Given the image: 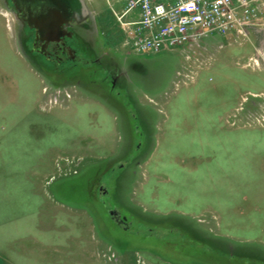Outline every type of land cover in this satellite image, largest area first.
<instances>
[{
	"label": "rangeland",
	"instance_id": "obj_1",
	"mask_svg": "<svg viewBox=\"0 0 264 264\" xmlns=\"http://www.w3.org/2000/svg\"><path fill=\"white\" fill-rule=\"evenodd\" d=\"M107 1L120 11L86 0L96 53L77 47L89 61L106 54L109 73L123 74L115 88L96 62L31 52L0 0V167L7 186L20 184L17 220L31 184L44 208L85 210L69 264H116L111 252L121 264H264V24L208 36L190 58L134 55ZM43 86L75 91L43 108Z\"/></svg>",
	"mask_w": 264,
	"mask_h": 264
},
{
	"label": "built area",
	"instance_id": "obj_2",
	"mask_svg": "<svg viewBox=\"0 0 264 264\" xmlns=\"http://www.w3.org/2000/svg\"><path fill=\"white\" fill-rule=\"evenodd\" d=\"M112 1L121 5L118 12L107 1L108 10L119 26L122 45L134 55L182 48L190 58L196 53L194 47L208 36L246 34L249 28L264 24L256 22L264 19V0ZM73 87L43 86V108L70 101ZM107 257L121 264L113 252Z\"/></svg>",
	"mask_w": 264,
	"mask_h": 264
},
{
	"label": "crops",
	"instance_id": "obj_3",
	"mask_svg": "<svg viewBox=\"0 0 264 264\" xmlns=\"http://www.w3.org/2000/svg\"><path fill=\"white\" fill-rule=\"evenodd\" d=\"M2 171L5 172L0 167V190L5 191L0 193V202H3L0 208V264H20L25 254L34 255V260L38 256L39 262L44 264L48 261L52 264H64L66 261L69 264L71 242L74 246L76 244L78 255L80 252L79 227L80 221L85 220V210L78 205L71 208L63 203L44 208V200L37 198L36 188L30 184L32 196L27 199L31 210L25 214V219L20 215L18 221L15 209L20 184L14 181L7 186L1 177ZM23 221L26 222L24 225ZM22 240L25 244H21ZM77 260L73 264H80V259Z\"/></svg>",
	"mask_w": 264,
	"mask_h": 264
},
{
	"label": "water",
	"instance_id": "obj_4",
	"mask_svg": "<svg viewBox=\"0 0 264 264\" xmlns=\"http://www.w3.org/2000/svg\"><path fill=\"white\" fill-rule=\"evenodd\" d=\"M14 18L26 23L35 31L34 47L41 51L48 42L69 35L65 30L72 22L88 21L90 12L85 0H11ZM117 216V211H111Z\"/></svg>",
	"mask_w": 264,
	"mask_h": 264
},
{
	"label": "flooded vegetation",
	"instance_id": "obj_5",
	"mask_svg": "<svg viewBox=\"0 0 264 264\" xmlns=\"http://www.w3.org/2000/svg\"><path fill=\"white\" fill-rule=\"evenodd\" d=\"M86 1V0H85ZM3 6L11 12V10L14 8L11 0H1ZM87 3V2H86ZM88 6V4H87ZM90 16L88 21H83L82 23H76L72 22L68 27L65 28V30L69 33V35H65L61 37L58 41H51L46 44L44 47V50L41 51L40 47H34L35 43V31L32 28H29L26 23L20 19L14 18L12 12V16L14 18V21L16 25L19 26L20 30L26 29L30 33V39H31V52H34L41 57H43L46 61L50 63H54L56 65H60L63 61H67V63L70 62L74 63L77 61L79 64L87 65L91 64L93 62H96L95 64L99 66L100 70L104 73V79L109 78L111 88H115L118 84L122 87L123 85V74L120 71L113 70L112 73H109L107 70V60L106 58L103 60L101 56L105 57L106 54L99 55V58L91 59L89 61V58L81 57V54H78L80 51V48L77 46H82L85 51H94L95 49L91 45V40H95L98 38V26L95 18L92 16L90 8L88 6ZM93 42V41H92ZM82 44V45H81ZM109 60V59H108ZM110 65V63H108ZM120 215L118 214L116 216L118 222H123L124 218H119Z\"/></svg>",
	"mask_w": 264,
	"mask_h": 264
},
{
	"label": "trees",
	"instance_id": "obj_6",
	"mask_svg": "<svg viewBox=\"0 0 264 264\" xmlns=\"http://www.w3.org/2000/svg\"><path fill=\"white\" fill-rule=\"evenodd\" d=\"M107 28V27H106Z\"/></svg>",
	"mask_w": 264,
	"mask_h": 264
}]
</instances>
